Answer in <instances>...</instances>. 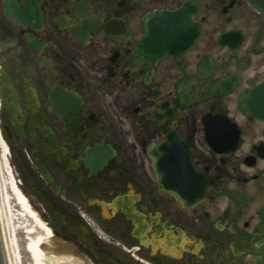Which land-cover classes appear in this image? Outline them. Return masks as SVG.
Masks as SVG:
<instances>
[{
  "label": "flooded vegetation",
  "instance_id": "obj_1",
  "mask_svg": "<svg viewBox=\"0 0 264 264\" xmlns=\"http://www.w3.org/2000/svg\"><path fill=\"white\" fill-rule=\"evenodd\" d=\"M0 107L61 264H264V16L246 0H0ZM153 153L171 184L201 173L205 199L166 194Z\"/></svg>",
  "mask_w": 264,
  "mask_h": 264
},
{
  "label": "bare ground",
  "instance_id": "obj_2",
  "mask_svg": "<svg viewBox=\"0 0 264 264\" xmlns=\"http://www.w3.org/2000/svg\"><path fill=\"white\" fill-rule=\"evenodd\" d=\"M7 154L8 147L0 132V228L7 263L59 264L53 257L42 258L38 247L42 231L25 206Z\"/></svg>",
  "mask_w": 264,
  "mask_h": 264
},
{
  "label": "water",
  "instance_id": "obj_3",
  "mask_svg": "<svg viewBox=\"0 0 264 264\" xmlns=\"http://www.w3.org/2000/svg\"><path fill=\"white\" fill-rule=\"evenodd\" d=\"M252 8H254L257 12L261 13L264 16V0H246ZM188 158V154H185ZM152 159L154 161L155 174L157 176V181L160 188L168 195L176 198L181 201L185 205H193L200 203L205 199L206 189H207V181L203 177V175L197 172L195 169L192 170V174L189 177L181 174L180 169L177 168L179 174H168V179H177L182 183L180 185L171 184V181H168L165 177V174L162 173L159 168V153H153ZM0 264H8L7 258L5 254V249L2 240L1 228H0Z\"/></svg>",
  "mask_w": 264,
  "mask_h": 264
},
{
  "label": "rangeland",
  "instance_id": "obj_4",
  "mask_svg": "<svg viewBox=\"0 0 264 264\" xmlns=\"http://www.w3.org/2000/svg\"><path fill=\"white\" fill-rule=\"evenodd\" d=\"M0 121H1V107H0ZM0 131H1V124H0ZM1 135H2V138L8 147V154H7L8 155V162H9L10 168L14 174V178H15L16 184L18 186V190H19V192L23 198V201L25 202V206L27 207V210L30 213V216L35 221V224H37V226L40 228V231H42V235L39 238V239H41L40 240L41 243L39 242L40 246H38L39 250L41 251L42 258H46V257L51 258L53 256L56 257L57 255H55V253L51 250V248H49L46 245L48 230H47V227H46V224H45L43 218L41 217V214L39 211L40 207L37 205L34 198L30 195L26 186L24 185V180H23V177L21 175V170L19 167V163L17 162V158L13 154L11 147L7 144L6 140L4 139L2 131H1ZM57 263H60V261L59 262L57 261Z\"/></svg>",
  "mask_w": 264,
  "mask_h": 264
}]
</instances>
